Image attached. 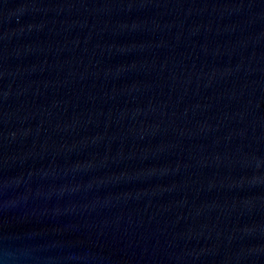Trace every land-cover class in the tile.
I'll use <instances>...</instances> for the list:
<instances>
[{"label": "water", "instance_id": "1", "mask_svg": "<svg viewBox=\"0 0 264 264\" xmlns=\"http://www.w3.org/2000/svg\"><path fill=\"white\" fill-rule=\"evenodd\" d=\"M0 264H264V0H0Z\"/></svg>", "mask_w": 264, "mask_h": 264}]
</instances>
